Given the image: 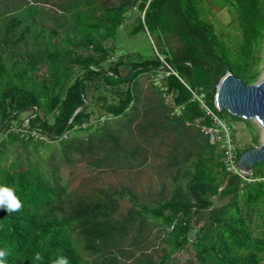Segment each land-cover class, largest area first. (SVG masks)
Here are the masks:
<instances>
[{"label":"trees","instance_id":"obj_1","mask_svg":"<svg viewBox=\"0 0 264 264\" xmlns=\"http://www.w3.org/2000/svg\"><path fill=\"white\" fill-rule=\"evenodd\" d=\"M205 2L0 0V186L22 204L0 210L5 264H53L61 255L69 264H181L176 255L190 250L187 264H264V161L246 177L227 170L229 120L254 134L252 146L235 147L237 162L261 144L250 121L217 109L212 87L226 67L246 85L259 79L264 0L219 1L236 13L242 41L234 46ZM130 14L138 16L131 34H149V55L117 53ZM17 145L32 150L3 163ZM75 155L99 170L158 159L169 195L149 204L129 187L75 196L59 175ZM125 199L131 208L119 217ZM156 228L160 250L148 254Z\"/></svg>","mask_w":264,"mask_h":264},{"label":"rangeland","instance_id":"obj_2","mask_svg":"<svg viewBox=\"0 0 264 264\" xmlns=\"http://www.w3.org/2000/svg\"><path fill=\"white\" fill-rule=\"evenodd\" d=\"M107 1L114 3L117 0ZM219 1L220 0H206L205 9L208 14L207 17L215 24L216 32L220 36H224L225 40L229 42L230 45H239L242 41V31L239 27L236 13L230 6L221 7V2ZM46 9L50 10L52 8L47 6ZM137 18V14H130L127 18L126 24L120 29L117 40L119 46L117 52L118 55L128 51L140 52L144 55H149L151 53V46L148 39L149 34L146 31H142L136 35L131 34L134 24L137 23ZM171 43L176 45L174 42ZM261 57L263 59L260 66L261 74L256 83L264 79V43ZM151 80L150 77H143L141 80L143 87H149ZM26 115L27 114H24L23 116L25 117ZM248 121L251 122L255 129V135L258 136L259 142L262 144L264 141L263 127L255 119ZM229 123L231 128L228 131V135L233 138V144L238 150L253 145L252 139L254 134L248 128L246 122L230 119ZM15 128H17V126H15ZM203 131L205 130L203 129ZM208 132L213 131L208 130ZM78 135L82 136L84 133H78ZM168 143H171V141L169 140ZM164 148L165 146H162L160 149V154L162 155L164 153ZM31 150L32 147L24 150L23 147L19 145L8 147L4 150L1 161L7 164L15 161H23L25 159L26 151L31 152ZM43 152L44 149L42 148L40 154ZM55 158L59 159V156L57 155ZM78 158V155L73 156L70 166H61L59 172L62 185L66 186L68 191L71 193L73 192L75 196L95 200L100 197V191L129 187L138 194L140 201L149 204L153 202V200L165 199L169 195L170 186H168V178L165 176L164 167L158 159L152 162L149 166L141 169L99 170L91 167L88 161H80ZM225 202L226 199L216 198L215 205L218 206ZM130 208L131 203L127 199L121 201L118 216L123 217ZM149 236L150 242L147 244L148 250L146 253L152 254L153 252L155 253V251L160 250L159 245L161 241V233L159 232V229L156 228L149 234ZM156 257L157 254L155 255V258ZM176 257L178 263L187 264L195 259V254L193 250H190L187 252H180Z\"/></svg>","mask_w":264,"mask_h":264},{"label":"water","instance_id":"obj_3","mask_svg":"<svg viewBox=\"0 0 264 264\" xmlns=\"http://www.w3.org/2000/svg\"><path fill=\"white\" fill-rule=\"evenodd\" d=\"M217 90L215 104L219 111L226 110L231 115L245 120H257L264 132V79L252 85H246L231 70L225 68L212 84ZM87 102L84 104V108ZM213 140V135L211 136ZM264 138V135H263ZM264 161V141L255 148L244 152L239 161L238 168L243 176L252 175L254 166Z\"/></svg>","mask_w":264,"mask_h":264},{"label":"clouds","instance_id":"obj_4","mask_svg":"<svg viewBox=\"0 0 264 264\" xmlns=\"http://www.w3.org/2000/svg\"><path fill=\"white\" fill-rule=\"evenodd\" d=\"M22 207L21 201L14 195V191L10 188L0 186V210L8 213L18 212ZM9 255L8 250L0 249V264H5V258ZM36 259L40 256L37 254ZM53 264H69L67 257L59 256Z\"/></svg>","mask_w":264,"mask_h":264},{"label":"built area","instance_id":"obj_5","mask_svg":"<svg viewBox=\"0 0 264 264\" xmlns=\"http://www.w3.org/2000/svg\"><path fill=\"white\" fill-rule=\"evenodd\" d=\"M218 123L226 129V126L221 122L218 121ZM213 131V130H211ZM227 131V141L226 143L222 146L225 149L226 152V162H227V170L231 173H235L240 175L241 177L243 176L242 171L238 168V162H237V154H236V148L234 144H232L229 135H228V130ZM213 135V141L216 138L215 132H211Z\"/></svg>","mask_w":264,"mask_h":264}]
</instances>
